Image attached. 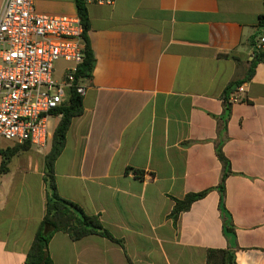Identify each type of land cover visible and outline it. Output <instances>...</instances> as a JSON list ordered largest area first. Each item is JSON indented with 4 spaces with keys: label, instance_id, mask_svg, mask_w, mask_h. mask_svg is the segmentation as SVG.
<instances>
[{
    "label": "crops",
    "instance_id": "obj_1",
    "mask_svg": "<svg viewBox=\"0 0 264 264\" xmlns=\"http://www.w3.org/2000/svg\"><path fill=\"white\" fill-rule=\"evenodd\" d=\"M35 9L78 15L74 0H35ZM87 9L95 66L56 184L124 247L59 232L49 243L54 264H206L209 249L264 264V62L249 78L264 0H112ZM67 66L57 64L58 79ZM241 86L238 102L224 99ZM52 120L53 138L61 116ZM16 145L0 140V264H26L47 204L50 144L16 153L1 171L2 153ZM219 153L229 166L224 214ZM206 190L171 217L175 200Z\"/></svg>",
    "mask_w": 264,
    "mask_h": 264
},
{
    "label": "built area",
    "instance_id": "obj_2",
    "mask_svg": "<svg viewBox=\"0 0 264 264\" xmlns=\"http://www.w3.org/2000/svg\"><path fill=\"white\" fill-rule=\"evenodd\" d=\"M0 6V140L30 143L46 149L51 120L72 90L82 97L85 81L78 78L84 61V27L79 15L51 16L37 12L35 0H1ZM112 0H86L87 4ZM264 52V35L253 45V56ZM68 66L60 79L56 65ZM244 86L230 96L238 102Z\"/></svg>",
    "mask_w": 264,
    "mask_h": 264
},
{
    "label": "trees",
    "instance_id": "obj_3",
    "mask_svg": "<svg viewBox=\"0 0 264 264\" xmlns=\"http://www.w3.org/2000/svg\"><path fill=\"white\" fill-rule=\"evenodd\" d=\"M74 1L85 31L83 36L85 40L84 61L79 67L78 78L88 80L92 76L95 58L87 37V32L90 29L87 3L86 0ZM260 26L264 28V15L260 17ZM260 62H264V53H258L254 56V61L249 71V78L253 75L256 65ZM230 92L231 88H228L224 97L226 101L230 97ZM83 113V97L77 94L75 90H72L68 99L53 112L55 116H61V120L54 131L51 148L44 161V182L47 187L46 210L35 239L27 253L26 264H54L49 253V243L53 236L59 232L69 235L74 241L90 235H99L124 247L122 241L114 238L104 228L97 216L88 215L78 204L61 197L57 189L55 163L65 148L67 133L73 120ZM31 146L30 143L17 144L14 148L3 152L1 171H7V166L13 155L20 151H28ZM218 156L225 167V174L219 185L220 209L224 214L225 180L228 176L229 166L220 153ZM208 193L209 190L190 193L182 200H175L171 217L177 220L181 213L189 211L195 202L205 198ZM206 264H237L235 252L225 249H209L206 256Z\"/></svg>",
    "mask_w": 264,
    "mask_h": 264
},
{
    "label": "rangeland",
    "instance_id": "obj_4",
    "mask_svg": "<svg viewBox=\"0 0 264 264\" xmlns=\"http://www.w3.org/2000/svg\"><path fill=\"white\" fill-rule=\"evenodd\" d=\"M56 66H57V65H56ZM54 78L58 79L56 76H54ZM51 122H53V120H52ZM51 144H52V142L50 143V146H51Z\"/></svg>",
    "mask_w": 264,
    "mask_h": 264
}]
</instances>
